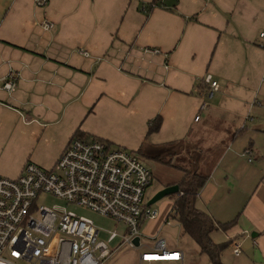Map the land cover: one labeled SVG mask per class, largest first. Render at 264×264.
Segmentation results:
<instances>
[{
  "label": "rangeland",
  "instance_id": "rangeland-1",
  "mask_svg": "<svg viewBox=\"0 0 264 264\" xmlns=\"http://www.w3.org/2000/svg\"><path fill=\"white\" fill-rule=\"evenodd\" d=\"M65 4L68 12L61 19L63 53L72 54L80 64L89 61L96 66L95 78L90 82L86 76L81 78L77 91V118L87 138L103 140L111 149L137 154L153 173L154 163L147 154L150 151L186 167L183 156L173 157L162 148L166 142L184 137L187 125L197 115L200 121H215L214 128L220 129L217 121L227 119L236 128L244 127L240 137L252 142L255 153L247 152L245 156L253 164L254 154L257 159L264 154V109L258 104L249 108L254 96L264 103V46L258 37V27L264 22V0H65ZM243 15H250L253 28L250 34L240 36L260 48L245 46L231 35L237 34ZM144 48L158 53L142 57L139 49ZM120 71L140 75L146 81L139 83ZM207 74L219 85L209 100L202 89ZM66 80L63 75L60 81ZM203 101L212 108L201 109ZM22 114L21 119L0 110V118L10 119V124L0 126V175L4 177H17L28 162L51 169L69 138L64 141L60 136L69 114L64 104L43 117ZM156 115L161 116L162 125L157 131H149L148 120ZM245 162L248 163L246 159ZM206 168L200 173L208 176L211 169ZM153 183L146 196L152 195L158 182ZM227 188L231 189L225 187L223 192ZM166 199L163 197L151 207L159 210ZM37 203L49 207L66 205L92 219L101 230V240L107 241L109 231H116L117 237L108 242L110 247L121 241L123 224L108 216L67 204L52 194H41ZM147 223L149 220L143 225L142 245L122 246L109 264H135L139 253L153 248L158 240H163L169 249H181L184 256L182 261L154 264H211L172 216L156 229L155 239L145 236ZM212 238L217 243L223 236L216 231ZM145 243L153 246L146 248ZM239 255L235 256L228 244L220 259L234 264L243 258V254Z\"/></svg>",
  "mask_w": 264,
  "mask_h": 264
},
{
  "label": "crops",
  "instance_id": "crops-1",
  "mask_svg": "<svg viewBox=\"0 0 264 264\" xmlns=\"http://www.w3.org/2000/svg\"><path fill=\"white\" fill-rule=\"evenodd\" d=\"M66 12L68 9L65 0H45L42 6L36 5L35 0H0V110H8L14 117L22 119L23 112L36 113L43 117L59 110L64 104L65 109L69 108V114L60 136L64 137V141L69 138L63 149L77 129L87 134L81 129L77 118V91L80 89L79 80L86 76L88 82L92 81L96 69L94 62L84 61L80 64L73 59L72 54L63 53L61 19ZM44 20L51 23L49 29H43ZM241 20L237 34L231 35L237 41L241 39L245 46L260 48L251 40L240 36L250 34L253 28L249 24L252 22L250 15L245 18L243 15ZM260 31H264V22L258 27V34ZM139 50L142 57L150 54L153 57L158 53L153 51L155 49ZM120 72L126 78L136 79L139 83L146 81L140 75ZM12 74L16 78L15 87L11 90L2 88L3 82ZM63 75L67 77L65 83L60 81ZM202 89H205L204 83ZM53 93H57L55 97ZM255 98L258 100L257 96L253 100ZM54 101H57L56 105L53 104ZM209 107L211 105L207 104V110ZM196 116L187 125L184 137L166 142L162 149L173 157L183 156L185 162L198 172L207 169V166L211 169L207 174L208 179L196 195L195 206L218 222L236 219L228 229L216 230L222 233L220 242L229 241L231 249L234 239L238 238L241 242L243 258L234 264H264V154L259 155V159L254 154L253 164V160H248L245 156L247 152L255 153L252 142L244 141L240 137L244 127L236 128L227 119L223 123L217 121L221 127L218 129L213 126L215 121H200V118L195 119ZM9 120L0 118V126L10 124ZM155 149L159 150L158 147ZM147 154L154 163V173L150 168L153 180L149 188L153 186L154 180L158 182L152 190L153 193L166 185L177 184L182 179L183 171L172 160L168 164L161 159L160 153L150 151ZM225 187L231 189L227 188L228 191L223 192ZM235 191L239 192L235 194ZM150 197L147 196L148 199ZM167 198L157 210V215L144 221L145 223L149 220V226L145 227V236L148 234L155 239L156 229L173 212L174 198ZM144 223L141 226L142 235ZM145 246L147 248L153 245L145 243ZM174 249L182 251L179 248Z\"/></svg>",
  "mask_w": 264,
  "mask_h": 264
},
{
  "label": "built area",
  "instance_id": "built-area-1",
  "mask_svg": "<svg viewBox=\"0 0 264 264\" xmlns=\"http://www.w3.org/2000/svg\"><path fill=\"white\" fill-rule=\"evenodd\" d=\"M44 3L35 0L38 6ZM42 26L49 29L51 23L44 20ZM258 37L264 46V31ZM15 80L10 75L2 88L13 89ZM203 83L204 96L209 100L218 91V82L207 74ZM254 104L264 109V103L256 98L250 106ZM206 106L203 101L201 109ZM152 180L151 169L137 154L111 149L103 140L78 134L70 138L51 169L28 162L15 178L0 175V264H109L122 246L142 245L141 226L157 215V210L147 204L146 192ZM41 194H52L67 204L86 207L122 223L121 241L110 247L108 242L117 237L116 231H109L107 241L101 240V230L92 219L66 205H39ZM136 237L138 245L134 243ZM231 243L233 254L239 255L241 242L237 238ZM182 259V251L169 249L158 240L153 248L139 253L135 264Z\"/></svg>",
  "mask_w": 264,
  "mask_h": 264
},
{
  "label": "trees",
  "instance_id": "trees-1",
  "mask_svg": "<svg viewBox=\"0 0 264 264\" xmlns=\"http://www.w3.org/2000/svg\"><path fill=\"white\" fill-rule=\"evenodd\" d=\"M161 120L160 115L148 120L149 131H157L160 128ZM74 134L86 136L78 129ZM166 162L171 164L170 161ZM175 166L183 171V177L177 183L178 192L171 195L174 198L172 205L174 212L169 213L168 216H172L180 223L183 233L196 242L200 253L206 254L211 264H226L221 261L220 257L229 241L216 243L212 240L211 233L216 230L228 229L235 223L236 219L218 222L207 212L198 209L195 206L196 195L208 176L191 168L189 164L186 167L179 164Z\"/></svg>",
  "mask_w": 264,
  "mask_h": 264
},
{
  "label": "water",
  "instance_id": "water-1",
  "mask_svg": "<svg viewBox=\"0 0 264 264\" xmlns=\"http://www.w3.org/2000/svg\"><path fill=\"white\" fill-rule=\"evenodd\" d=\"M178 190H179L178 184H169V185H166L163 188H161L158 191H156L155 193H153L151 195V197L148 199L147 204L148 205H151L153 203H156L157 201H159L163 197L170 196V195H173V194L177 193ZM252 236H253V233H252ZM134 243L136 245L139 244V238L138 237H136L134 239Z\"/></svg>",
  "mask_w": 264,
  "mask_h": 264
},
{
  "label": "bare ground",
  "instance_id": "bare-ground-1",
  "mask_svg": "<svg viewBox=\"0 0 264 264\" xmlns=\"http://www.w3.org/2000/svg\"><path fill=\"white\" fill-rule=\"evenodd\" d=\"M160 259H169V257H162V258H160Z\"/></svg>",
  "mask_w": 264,
  "mask_h": 264
}]
</instances>
